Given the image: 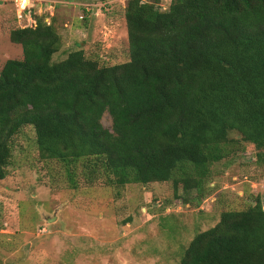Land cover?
I'll return each mask as SVG.
<instances>
[{
	"label": "trees",
	"instance_id": "trees-1",
	"mask_svg": "<svg viewBox=\"0 0 264 264\" xmlns=\"http://www.w3.org/2000/svg\"><path fill=\"white\" fill-rule=\"evenodd\" d=\"M29 14L31 25L10 33L24 57L0 74V182L27 126L40 159L62 163L73 188L81 169L89 183L173 182L204 199L214 165L236 146L254 145L264 162V0H172L167 11L128 0L130 60L112 66L83 49L54 61L60 34ZM179 264H264L261 201L223 211Z\"/></svg>",
	"mask_w": 264,
	"mask_h": 264
},
{
	"label": "rangeland",
	"instance_id": "rangeland-1",
	"mask_svg": "<svg viewBox=\"0 0 264 264\" xmlns=\"http://www.w3.org/2000/svg\"><path fill=\"white\" fill-rule=\"evenodd\" d=\"M61 1L36 8L61 36L54 61L81 49L101 65L130 60L128 0ZM171 1L159 0L160 9L167 11ZM81 3L98 8V17ZM16 16L12 0L0 7V74L7 61L24 57L10 40L21 28ZM102 124L112 130L108 112ZM235 150L214 165L204 199L194 190L175 192L173 182L89 183L81 169L73 188L62 163L40 159L35 131L27 126L14 139L8 176L0 182V264H179L195 235L214 227L223 211L245 210L257 199L264 210V162L254 160L252 144Z\"/></svg>",
	"mask_w": 264,
	"mask_h": 264
},
{
	"label": "built area",
	"instance_id": "built-area-1",
	"mask_svg": "<svg viewBox=\"0 0 264 264\" xmlns=\"http://www.w3.org/2000/svg\"><path fill=\"white\" fill-rule=\"evenodd\" d=\"M15 4L16 7V14H17V19L20 22V26L21 28H26L29 27L31 25V17L29 14V10L30 8H37V4H43V2L45 3H49L47 0H42V2L40 0H27V5L25 6V1L24 0H12ZM82 8H85V10L87 12H90L93 8V6L91 4H82L80 5ZM80 20L84 19V15H80L79 16Z\"/></svg>",
	"mask_w": 264,
	"mask_h": 264
},
{
	"label": "crops",
	"instance_id": "crops-1",
	"mask_svg": "<svg viewBox=\"0 0 264 264\" xmlns=\"http://www.w3.org/2000/svg\"><path fill=\"white\" fill-rule=\"evenodd\" d=\"M47 1H50L52 4H54V8L56 7V5H58L59 3H62L63 1H61V0H47ZM7 3H8V0H0V7H3V6H6L7 5ZM89 3V2H88ZM82 4H85V3H81L80 5H82ZM43 4H37V8L39 7V8H42L43 9V7H41ZM95 10H94V15L95 16H97L96 15V11H98L99 12V9L98 8H94ZM81 12V11H80ZM79 12V16L80 15H82V13H80ZM38 15V14H37ZM100 15V14H99ZM39 16H41L40 14H39ZM17 17V16H16ZM98 17V16H97ZM17 21H18V19H17ZM18 24L19 25H21L20 24V22L18 21Z\"/></svg>",
	"mask_w": 264,
	"mask_h": 264
},
{
	"label": "bare ground",
	"instance_id": "bare-ground-1",
	"mask_svg": "<svg viewBox=\"0 0 264 264\" xmlns=\"http://www.w3.org/2000/svg\"><path fill=\"white\" fill-rule=\"evenodd\" d=\"M25 1V0H24ZM27 5V0L25 1V6Z\"/></svg>",
	"mask_w": 264,
	"mask_h": 264
}]
</instances>
